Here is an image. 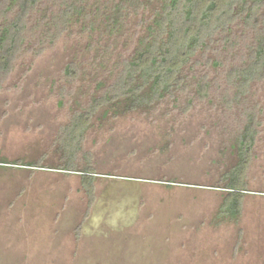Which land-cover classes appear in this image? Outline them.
<instances>
[{
    "label": "rangeland",
    "instance_id": "obj_1",
    "mask_svg": "<svg viewBox=\"0 0 264 264\" xmlns=\"http://www.w3.org/2000/svg\"><path fill=\"white\" fill-rule=\"evenodd\" d=\"M21 2L0 0V29L24 28L0 72V264H264V68L246 90L230 79L253 59L264 5L131 110L114 85L161 0L115 15L119 0H36L25 15ZM233 180L236 218L219 213Z\"/></svg>",
    "mask_w": 264,
    "mask_h": 264
},
{
    "label": "trees",
    "instance_id": "obj_2",
    "mask_svg": "<svg viewBox=\"0 0 264 264\" xmlns=\"http://www.w3.org/2000/svg\"><path fill=\"white\" fill-rule=\"evenodd\" d=\"M119 1L112 5L114 15L115 11L122 12L126 5H135V8L142 6L141 0ZM161 1V8L153 19V25L149 27L148 36L144 38L141 49L132 61L125 63L124 70L114 85L115 90L121 92L120 96L128 101L127 109L134 110L170 95L174 88L182 85L183 69L191 62L197 51L205 49L214 36L225 32L243 12L247 13L245 21L251 22L264 5V0H252L249 9L248 0ZM35 2L36 0H22L21 9L24 15ZM80 4L72 2L66 5L63 11V22H67L70 16L80 11ZM238 7L239 12L236 11ZM22 20L23 17L20 16L17 22L0 29V72L8 71L13 55L18 49V42L24 29L20 26ZM119 20L120 18L114 16L110 21L112 24H117ZM257 41L252 52L253 59L249 65L233 69L230 73V79L238 80L240 87L244 90L249 83L259 77L264 68V32L260 34ZM120 96L103 97L95 102L91 112L102 106L111 105ZM78 118L80 122L83 121V125H87L88 122L83 115ZM254 135L253 126H247L239 139L241 154L245 151L246 155L251 150ZM227 189L230 192L224 199L219 213L228 211L231 217L236 218L241 213L243 195L241 192L244 189L236 186L234 180Z\"/></svg>",
    "mask_w": 264,
    "mask_h": 264
}]
</instances>
